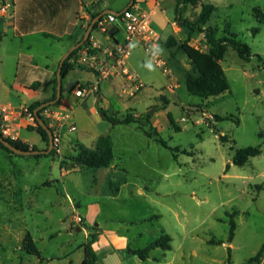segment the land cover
I'll use <instances>...</instances> for the list:
<instances>
[{
	"label": "rangeland",
	"instance_id": "rangeland-1",
	"mask_svg": "<svg viewBox=\"0 0 264 264\" xmlns=\"http://www.w3.org/2000/svg\"><path fill=\"white\" fill-rule=\"evenodd\" d=\"M111 3L121 5V0ZM207 3L217 6L209 23L218 28L217 36L236 35L253 53L251 61L246 62L235 49L227 51L221 65L230 91L208 99L192 95L185 84L191 69L185 54L177 51L169 55L170 72L166 73L142 48H135L128 67L142 80L144 88L135 97L127 98L120 96L125 92L124 85L116 84L111 93H106L100 107L118 117L130 113L142 116L151 107L161 103L164 107L162 96L177 100L178 103H171L181 108L164 107L152 122L154 128L146 127L153 135L158 132L174 148L171 150L154 138L130 137L131 127L113 128L100 114L94 96L86 102L85 97L76 98L72 86L93 80L88 71L77 68L62 85L64 98L71 102L77 130L69 132L67 126L62 128L60 152L36 157L1 151L0 264H79L85 259L80 245L87 244L94 235L93 250L99 239L93 222L108 224L127 237L128 244L120 247L127 256L128 248L142 249L163 234L171 236L172 250L156 248L147 261L134 259L124 264H242L258 253L264 244V22L257 9L264 13V0H207ZM198 15L199 9L189 7L185 17L194 20ZM116 37L120 42L125 40L122 33ZM191 43L202 51L209 50L203 32H196ZM6 77L13 79L10 75ZM41 77L46 79L42 88L46 91L55 76L51 80L46 75ZM108 86L103 83L102 89ZM23 99L15 88L0 89V102L15 105ZM184 105L199 106L202 112L184 109ZM169 114L180 130L171 124ZM217 117L228 120L217 121ZM32 126L27 120L22 123L25 128L22 141L30 150L36 146L24 140H40L31 131ZM98 137L114 138V157L122 159L132 175H136L133 180L144 181L148 197L124 193L116 202L103 199L88 210L92 222L84 217V209L91 205L88 202L108 192L115 195L118 190L104 183V169L94 171L77 166L72 158L83 147L77 140L91 147ZM126 143H131L138 152L125 153ZM249 146L259 147L262 153L243 167L235 165L236 149ZM43 150H47V144ZM48 160L60 162L61 170L76 173L66 178L72 201L63 191L61 180L49 176L59 174L60 169L53 166L51 171L45 164ZM228 164L230 170L226 173ZM76 215L82 217V222H75ZM231 220L235 221L236 230L229 242ZM76 225L83 230L79 232ZM27 233L33 237L40 256L22 250ZM94 263L101 264V258L97 256Z\"/></svg>",
	"mask_w": 264,
	"mask_h": 264
},
{
	"label": "crops",
	"instance_id": "crops-1",
	"mask_svg": "<svg viewBox=\"0 0 264 264\" xmlns=\"http://www.w3.org/2000/svg\"><path fill=\"white\" fill-rule=\"evenodd\" d=\"M5 1L7 4V8L5 11H0V36L2 38L0 41V89L7 87H10L11 89L15 88L17 93L21 94L24 97L23 101L15 104L17 106H29L36 102L51 100L57 80V72L62 58L72 47L75 46V42L77 40H80L85 35V30L90 26L94 16L97 14H102L107 10H113L115 12L122 13L131 2V0H121V5L112 6V0H108L104 2V4H102L104 0ZM202 2L207 3V0H202ZM134 3L135 4H133L131 8L135 9V11L144 12L149 15L153 28L159 34L158 52L168 64V56L174 55V53L178 51V46L172 48L167 47L168 39L170 37H174L177 40L178 44H180L189 36V31L186 28L179 27L174 21L176 1L135 0ZM197 9H199L200 13V8ZM106 15L102 17H105ZM114 28H116V25L112 26V29ZM118 33H122L124 35L122 30L119 29V32H116L113 38H110L101 34L97 29H95L91 32L89 38L99 41L102 44H111L115 40L118 41L116 37ZM194 36L195 33L192 35V40H194ZM54 43H57L58 46H54ZM191 45L195 46V44L192 43ZM77 67L81 68L79 66ZM82 70L85 69L82 68ZM73 72H75V70L70 71L66 78H68ZM88 72L92 75L93 80L76 84L95 83L97 80L95 74L90 71ZM9 75L13 76V79H8L6 77ZM43 75L49 76V80H51V77L53 75L55 76L54 81L49 82V84L51 85L46 91H42L44 82L46 80L41 77ZM134 75L138 78L139 83H141L142 85L139 91H136L134 84L128 82L125 78L116 77L111 80L102 82L100 84L99 90L95 93H91L85 96L83 101L86 102L89 100L90 96H94V103L96 104V106L99 103L100 106L103 102V99L107 95L106 93H111V91L113 90L112 86L116 84L124 85L126 93H123L122 95L119 94L120 96L127 98L135 97L144 88V83L136 74ZM65 79H62V85ZM37 83H39V85H37ZM103 83L109 85L108 88L105 89L106 91L102 89ZM168 100H170V103H178L177 100H172L170 98H168ZM8 103L13 104L11 102ZM161 105L159 104L158 107L161 108ZM60 106L71 109V102L69 98H64L63 96ZM163 111V109H160L155 114L152 122ZM94 112H97V110L94 109ZM135 116L139 117L141 115L135 114ZM72 121L74 122L73 119ZM120 126H125L128 129H130L129 127H131V129H133L128 132L130 137L143 135L148 139H152L147 137L135 123L128 125H112L113 128ZM150 126H153L152 123ZM23 129L25 128L22 127L20 129V137L22 136ZM38 136L40 139L38 141H24L31 142L39 150H43L46 143L43 141L42 137L39 134ZM101 138L102 137L95 138L91 147H88L87 145L81 143L79 140H77L76 142L81 144L85 148L95 150ZM21 140H23L22 137ZM111 147L113 151L116 148L114 138L111 139ZM123 150L125 151V153L131 155L135 151L138 152L139 149L135 147L133 148L131 143H126V146ZM1 151L4 150L0 149V156ZM8 157L10 158V156ZM51 163H53V161L49 162L48 160L47 162H45V164H48V168L51 171L54 170L53 166L59 167L60 173L55 176H49H53L61 180V187L63 191L72 201V198L69 196L67 191L66 178L76 173H71L65 169L61 170L62 167L60 162L54 161L53 165ZM102 169H104L102 171L105 174L104 183L107 186H113L118 191H115L117 192L115 193V195L108 192L100 197H93L90 202H88L91 204L89 205V208L84 209L85 218H90L88 210H92V208L100 204V201H102L103 199L109 200L110 202H116L124 193L130 196L142 198L148 197V191H146L144 188V181L139 182L138 180H133L132 178L136 177V175H132V173L126 168L122 159H120L119 157H114V161L110 165V167ZM94 180H97V182L99 181L98 178H95ZM89 221L93 222V219L90 218ZM93 224L96 226V228H98L99 234V239L94 246L93 252L96 257L99 256V258H101V264H124L126 261L138 259L134 256H127V254L120 251V247L125 246V244L127 245L129 240L127 237L117 233L118 229L112 228L108 224L94 222ZM75 228H77L79 232L83 230L79 225H76ZM104 246L106 248H103ZM85 247L86 244L80 245L81 250L86 256ZM138 260L141 261L140 259ZM41 261L43 262L45 260L43 259ZM83 261L84 260H82L79 264H82Z\"/></svg>",
	"mask_w": 264,
	"mask_h": 264
},
{
	"label": "trees",
	"instance_id": "trees-1",
	"mask_svg": "<svg viewBox=\"0 0 264 264\" xmlns=\"http://www.w3.org/2000/svg\"><path fill=\"white\" fill-rule=\"evenodd\" d=\"M176 6L174 11V21L175 23L181 27L186 28L189 31V36L183 40L180 44H178L177 40L174 37H170L167 41V45L169 48L178 46V51L185 54L190 63L191 69L189 70L186 77V87L190 94L199 96L202 99H208L209 97H214L220 94H224L230 91V84L227 79L226 73L221 65V61L224 59L229 48H233L237 51L239 57L246 61L250 62L253 58V53L251 48L245 42L238 40L236 35H231V37L223 36L218 37V28L209 25L211 21L212 15L217 10V7L211 3H204L202 0H175ZM135 4V3H134ZM200 8V13L198 17L194 20L187 19L185 17V13L188 8ZM258 13L261 16H258L264 22V13L257 9ZM98 15V14H97ZM95 15V16H97ZM94 16V17H95ZM97 28V24L94 27V30ZM87 29L85 30V32ZM196 32L205 33V37L207 40V44L209 47L208 51H202L195 46L191 45L192 35ZM116 33L113 34V36ZM84 37V36H83ZM77 40L75 45H77L82 39ZM0 36V41H1ZM90 38L86 41L88 44ZM81 49V47L79 48ZM79 49L75 50L70 54L67 60L64 62L62 69V79H65L70 71L76 70L78 67L73 62V59ZM39 85V83H37ZM78 85V84H76ZM74 85L72 89L76 86ZM57 94V80L54 87V93L51 100L44 102H36L34 104L29 105V110L35 114V110L42 105L43 103L50 102L56 98ZM63 99V88H62V98L61 100L51 106L57 107L61 104ZM163 106L167 107L170 104V100L166 97H162ZM99 106V103H98ZM164 107L159 108L158 106L149 108L146 113L142 116H135L133 114H127L122 117H118L116 115L107 114L100 106L99 112L102 117L109 121L112 125H128L135 123L138 127L144 132V134L149 138H154V140L162 145L165 148L174 150V148L170 147L168 143L159 137L158 132L156 135H153L150 131L146 130L147 126H150L155 114L160 110L164 109ZM43 110H40V114L43 113ZM170 115V114H169ZM43 116V115H42ZM44 118V117H43ZM46 120V119H45ZM169 120L172 125H175V120L172 116H169ZM228 120L226 117H217V121ZM47 124L48 121L46 120ZM238 123L240 121H237ZM153 127V126H151ZM154 128V127H153ZM176 130H180L178 126L175 125ZM31 131L37 132L43 139V141L47 144V149L49 147V135L48 133L36 122V126H32ZM2 136V134L0 133ZM224 137H222L223 139ZM15 147L22 150H30V147L25 144L23 141H14L9 138H5ZM0 149L6 151L10 155H15L13 151L9 150L7 147L0 142ZM32 150H39L37 147H33ZM57 153L56 149L52 150L48 155H36V157L42 156H53ZM262 153V150L259 147L249 146L246 148L236 149L235 155L233 158V163L237 166L243 167L245 166L251 158L259 156ZM19 155V154H16ZM74 163L77 166H81L87 169L98 170L102 168H108L114 161V154L111 147V140L109 137H102L97 145L95 150H91L85 147H81L77 156L72 158ZM230 170V164L226 167V173ZM236 223L234 220L230 222V230H229V242H232L235 236ZM96 236L93 235V238L86 244V256L82 264H95L96 256L91 248V245L95 242ZM225 242L221 241V244ZM160 248L163 251L172 250V238L169 234H163L160 238L156 239L154 242L149 244L147 247L142 249H132L128 248L127 252L129 256H134L140 259L141 261H146L150 258L151 252ZM22 250L27 254L40 256V251L38 250L35 241L30 233H27L24 237V242L22 245ZM231 249L229 248V253ZM264 259V244L261 246L260 250L256 255L249 258L245 263L242 264H261ZM230 263V256L228 259Z\"/></svg>",
	"mask_w": 264,
	"mask_h": 264
},
{
	"label": "built area",
	"instance_id": "built-area-1",
	"mask_svg": "<svg viewBox=\"0 0 264 264\" xmlns=\"http://www.w3.org/2000/svg\"><path fill=\"white\" fill-rule=\"evenodd\" d=\"M6 8V1L0 0V11H5ZM96 24V29L110 38H113V34L121 29L125 35V40L123 42L115 40L111 44H102L99 41L90 39L88 44L79 49L73 59L75 64L95 74L97 80L91 84L76 85L71 89L74 96L82 98L95 93L99 90L102 82L116 77L125 78L128 82L134 84L136 91H139L142 85L127 66L132 52L137 47L143 48L158 67L166 73L170 72L167 68V62L158 52L159 34L153 28L147 13L130 8L119 15L108 14L101 17ZM113 25H116V28L112 29ZM123 93H126V91ZM42 115L49 122L53 131L54 149L60 152L62 128L67 126L69 132L77 130L73 121L68 122L72 119V111L70 108L60 105L57 107L50 106L43 110ZM24 120L36 126L35 114L29 110V106H17L0 102V133L4 138L22 141L19 132ZM75 222H82V217L76 215Z\"/></svg>",
	"mask_w": 264,
	"mask_h": 264
},
{
	"label": "water",
	"instance_id": "water-1",
	"mask_svg": "<svg viewBox=\"0 0 264 264\" xmlns=\"http://www.w3.org/2000/svg\"><path fill=\"white\" fill-rule=\"evenodd\" d=\"M134 2H135V0H131L129 6L125 9V11L130 9L133 6ZM106 14L119 15L120 13L115 12L113 10H107V11L103 12L102 14H98L97 16H95L93 18V20H92L90 26L88 27L83 39L77 45L72 47L66 53V55L62 58V60L60 62V66H59V69L57 72V94H56V98L50 102L43 103L42 105H40L35 110V117H36L38 124L49 135V147H48V149L47 150H22V149L15 147L14 145H12L9 141H7L3 136L0 135V142L3 143V145L5 147H7L9 150H11L14 153L19 154V155H48L52 150H54L55 146H54L53 131L50 128V126L46 123V121L43 119V117L41 116V114L39 112L42 109H45L47 107H50V106L57 104L61 100V98H62V69H63L64 62L67 60V58L70 56V54L72 52L79 49L80 47H82L86 43V41L90 37L91 32L94 30L96 23L99 21V19L102 16H104ZM173 108L179 109V108H181V106L178 104H175V103H170L168 106V109L171 110ZM183 108L187 109V110H194V111H197L198 113L202 112V110L199 106L184 105Z\"/></svg>",
	"mask_w": 264,
	"mask_h": 264
},
{
	"label": "clouds",
	"instance_id": "clouds-1",
	"mask_svg": "<svg viewBox=\"0 0 264 264\" xmlns=\"http://www.w3.org/2000/svg\"><path fill=\"white\" fill-rule=\"evenodd\" d=\"M148 67H151V65L149 64Z\"/></svg>",
	"mask_w": 264,
	"mask_h": 264
}]
</instances>
